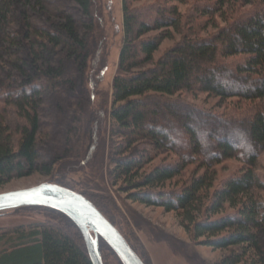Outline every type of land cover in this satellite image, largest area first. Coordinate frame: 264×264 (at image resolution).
I'll list each match as a JSON object with an SVG mask.
<instances>
[{"label":"trees","instance_id":"16d2710c","mask_svg":"<svg viewBox=\"0 0 264 264\" xmlns=\"http://www.w3.org/2000/svg\"><path fill=\"white\" fill-rule=\"evenodd\" d=\"M24 1L0 0V57L13 51L11 45L26 49L24 39L36 43L29 50L33 55L23 63L8 61L22 79L14 81L19 84L15 93L8 88L0 97L15 105L25 124L19 127L14 145L10 128L0 119V185L32 169H48L37 162L36 132L39 96L49 87L46 84L53 83L50 47L60 45L85 63L89 42L95 37L93 0H72L73 9L82 15L78 18L74 10H60L57 23L34 27L33 33L20 28L19 36L13 37L9 25L14 15L23 12ZM206 1L212 2L211 11H197L211 12L215 29L202 35L195 27L199 17L189 18L175 3L151 4L152 20L138 21L131 0H121L123 38L109 111L116 136L110 151L112 175L122 182L120 188L128 198L176 211L193 240L214 249L238 247L216 264H264V179L256 171L264 151V0ZM36 2L42 5L46 0ZM174 32L179 38L156 56L162 41ZM197 92L233 99L238 107L231 116L218 115L186 97ZM162 150L177 158L147 166ZM231 157L242 166L216 185L215 165ZM191 164L196 171L179 190H158ZM55 182L66 186L61 180ZM83 194L148 264L117 226L111 211L117 212L118 206L111 196ZM34 207L39 206L29 208ZM44 210L52 214L50 220L32 224L29 230H10L6 233L14 236L5 240L7 234L0 233L5 244L0 264H92L75 223L58 210ZM99 247L106 264L103 250L111 248L101 238Z\"/></svg>","mask_w":264,"mask_h":264},{"label":"rangeland","instance_id":"374dc122","mask_svg":"<svg viewBox=\"0 0 264 264\" xmlns=\"http://www.w3.org/2000/svg\"><path fill=\"white\" fill-rule=\"evenodd\" d=\"M27 1L23 2V12L14 15L10 22L9 32L13 37L19 36L17 32L20 28L33 33L34 27L48 26L49 22L57 23L60 10L75 8L72 0H46L42 5L36 0H31L30 3ZM167 1L169 4H177L179 10L184 15H189V18L194 15L199 17L198 25L195 26L197 29L200 27L199 34L214 32L211 12L201 14L211 11L213 7L212 2L206 0H131L130 7L138 15V21H151L155 15L151 4ZM93 3L95 37L93 42H89L85 63L81 56L70 54L60 45L50 47L54 69L49 75L53 83L46 84L49 87L43 89L39 96V125L36 132L39 151L37 162L46 165L48 169L39 167L32 169L27 175L14 177L0 185V192L42 181L61 180L67 187L90 196L107 194L118 206L117 212L111 211L117 226L131 239L139 252L144 254L148 264H216L224 255L238 247L214 249L193 240L179 223L176 211H166L161 206L134 201L127 197L128 192L120 188L122 182L114 180L110 151L116 136L111 132L109 111L112 103V78L118 71V53L123 38L122 7L121 0H93ZM197 8L202 9V12L197 11ZM74 13L77 18L82 16L77 9ZM217 21L223 24L220 17ZM177 38L179 35L174 32L172 38L164 39L155 55H159ZM22 42H27L26 49L25 46L11 45L13 51L0 57L2 94L8 88L10 94L15 93L19 84L14 81L22 79L8 61L23 63V59L34 53L29 50L35 48L36 43L33 44L29 39ZM50 84H54V87ZM1 96L0 119L10 128L15 145L20 137L19 127L25 124V119L19 115L12 102L5 101V97ZM186 97L218 115L231 116L238 107L237 104H232L233 99L221 100L205 92ZM181 144L186 148L183 141ZM176 158L174 153L162 150L147 166L172 162ZM241 166L242 162L234 157L215 165V184L223 182ZM194 169V164L188 165L183 173L159 185L158 190H179L191 178ZM197 170L200 172L202 168ZM256 171L264 179V151L258 157ZM29 207H20L22 209L19 211L10 209L0 212V233L4 235L10 230L23 227L29 230L30 225L48 221L52 217L51 213L44 210L47 207ZM8 236L14 235L8 233L3 239ZM4 240L0 241V249L5 246ZM103 257L106 264H121L111 249L103 250Z\"/></svg>","mask_w":264,"mask_h":264},{"label":"water","instance_id":"95a60500","mask_svg":"<svg viewBox=\"0 0 264 264\" xmlns=\"http://www.w3.org/2000/svg\"><path fill=\"white\" fill-rule=\"evenodd\" d=\"M43 206L68 216L79 228L92 264H104L99 239L104 240L121 264H145L119 229L83 193L52 181L0 192V212Z\"/></svg>","mask_w":264,"mask_h":264}]
</instances>
